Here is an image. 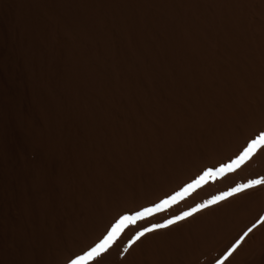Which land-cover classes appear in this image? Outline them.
I'll return each mask as SVG.
<instances>
[{
	"label": "bare ground",
	"instance_id": "bare-ground-1",
	"mask_svg": "<svg viewBox=\"0 0 264 264\" xmlns=\"http://www.w3.org/2000/svg\"><path fill=\"white\" fill-rule=\"evenodd\" d=\"M11 1L42 126L15 121L13 188L0 146V206L18 212L0 220V264H70L122 216L209 170L177 203L126 223L99 264H264V186L129 247L145 228L264 177V148L219 172L264 132V0ZM46 43L61 57L55 88L44 80L54 58L36 54Z\"/></svg>",
	"mask_w": 264,
	"mask_h": 264
},
{
	"label": "rangeland",
	"instance_id": "rangeland-1",
	"mask_svg": "<svg viewBox=\"0 0 264 264\" xmlns=\"http://www.w3.org/2000/svg\"><path fill=\"white\" fill-rule=\"evenodd\" d=\"M1 1L4 2V5H3V8L0 9V35H1L0 36V57H1L0 58V94H1L0 95V146L3 147L4 152L7 154V158H8L7 164L9 165L8 168H9V171L11 173L10 174L11 177H13L14 176L13 174L16 172L15 170H17V168H15V167H17V165L15 163V160L13 159L14 155L17 154L16 150H15L14 142H13L14 138L16 136L15 135L16 134V131H15L16 122H18V121L24 122V120H26V121L29 120L28 122L33 123V125H35L37 128L41 127L42 123H41V117H40V115H38V111L36 112L37 108H36L35 104L32 101V98H31V93H30L31 88H30L29 81H28V75H27L26 70H25V65L23 62V55L20 52L21 47H27L28 46V41H29L28 37L25 36V34H23L21 32L22 29L18 30L21 28V27H19L20 25H17L14 23V12H15V10L13 8H16L15 5L12 3L11 0H7V1L1 0ZM1 10H3V11H1ZM1 18L4 20H2ZM44 19H45L44 17H40L37 20L38 21H44ZM9 20L11 21L10 27L8 26L9 22H10ZM17 32H19V33H17ZM57 32H58V30L55 29V30H53V33H52V36L55 39L56 43H58L61 39L59 32L58 33ZM3 35H5V36H3ZM7 44H8V46H7ZM53 45H48V43H46V45H44V48L42 46L41 49L38 50V53L36 52V54H41V55L43 54L46 57L48 56L50 58H54L53 63H52V68H51V69H53L54 72L53 71L49 72L47 74L48 76L45 75L44 77L46 79L44 78V80L49 85L51 82L52 86L51 85L50 86L52 88H55L57 76H58L57 71H56V66H58L61 63V57L57 52V46L56 45L53 46ZM46 46L49 48H47ZM35 51L36 50H33V52H32V50H30L29 53L33 54ZM4 53H6V54H4ZM19 62H20V64H19ZM41 65L42 64L36 63V64H33V66H32L33 74L35 75L34 78L36 80H40V75L45 70L44 64L42 66ZM12 81H13V83H12ZM12 84H15V85H12ZM16 86H18V88H16ZM10 87L12 90L10 89ZM22 89H24V90H22ZM5 94H6V96H5ZM17 94L19 97L16 96ZM58 97L62 101L65 100L63 94H58ZM13 102H14V104H12ZM15 109H16V111H15ZM8 111H9V113H8ZM12 112H13V114H12ZM9 115H10V117H9ZM8 117H9V119H8ZM2 133H3V135H1ZM9 138H12V139L9 140ZM31 160H34V157L31 158ZM12 181H15V182H12ZM12 181H11V185H14V186H12V188H13L18 183H16V180L14 177L12 178ZM17 215H18V212H17V210H15V206L13 203L5 202L4 206H0V220H2L3 218L12 219L14 217H17Z\"/></svg>",
	"mask_w": 264,
	"mask_h": 264
},
{
	"label": "snow or ice",
	"instance_id": "snow-or-ice-1",
	"mask_svg": "<svg viewBox=\"0 0 264 264\" xmlns=\"http://www.w3.org/2000/svg\"><path fill=\"white\" fill-rule=\"evenodd\" d=\"M259 148H264V132H262L256 139L251 141V143L245 148V150L237 158V160H235L231 164L221 167L219 169V172L224 173L225 171H233L236 167H239V165L242 164L245 160L249 159L253 155V153H255ZM210 174L214 173H212L211 170L205 172L203 176L193 181L191 184H188L181 192H178L175 195H172L167 199L161 201V203L156 205L154 208H146L143 211L136 213L135 216H122L120 220L111 228V230L108 232V234L104 237L103 240L97 243L94 247H91L87 252L75 257V259H72L70 261V264H99V259L108 252V250L118 239L126 223H133L136 220H141L145 216H151L154 212H159L165 209L166 207H170L171 205L177 203L180 199H183L187 193L199 187L204 178ZM259 186H264V177L250 180L245 184H240L237 187L231 189L229 192H225L220 196H216L212 200L206 201L205 203L198 205L196 208H192L179 216H175L171 219L166 220L164 223L153 224L152 227L145 228L143 231L137 233L135 239L129 243V247H131L132 244H135L136 241H139L142 237L148 235L149 233L166 230L174 225L180 224L181 222L194 216L196 213L202 211L203 209L209 208L222 200H226L229 197L246 192L253 188H257ZM249 231H251V229ZM239 247L240 243H237L228 252V255L227 257H225V259L231 257ZM220 264H223V261H221Z\"/></svg>",
	"mask_w": 264,
	"mask_h": 264
}]
</instances>
